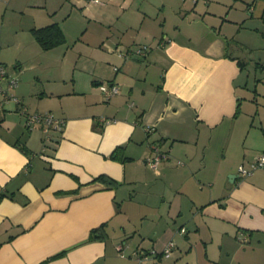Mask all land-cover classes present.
<instances>
[{
    "label": "crops",
    "instance_id": "1",
    "mask_svg": "<svg viewBox=\"0 0 264 264\" xmlns=\"http://www.w3.org/2000/svg\"><path fill=\"white\" fill-rule=\"evenodd\" d=\"M65 6L63 20L77 9L102 36L83 40L96 44L80 67L86 83L52 90L61 132L26 126L21 86L20 102L0 109V264H135V252L145 264H264V169L250 166L264 153V110L239 94L250 92L246 60L264 56V0H57L47 10ZM118 28L130 33L127 54L112 48ZM115 52L119 67L101 64ZM102 84L118 93L106 99ZM117 147L126 160L109 159Z\"/></svg>",
    "mask_w": 264,
    "mask_h": 264
},
{
    "label": "rangeland",
    "instance_id": "2",
    "mask_svg": "<svg viewBox=\"0 0 264 264\" xmlns=\"http://www.w3.org/2000/svg\"><path fill=\"white\" fill-rule=\"evenodd\" d=\"M21 1L0 0V64L8 72V78L16 80V88L21 86V90L25 91L23 98L26 99L25 105L29 114H44L48 112L54 118H57L56 113L52 110V107L56 105L53 101L56 99L51 97L52 90L71 89L77 77L86 83L88 75L80 73V67L83 61L85 60L84 62H86L88 56L94 51L96 44L83 42V40L87 38L97 42L98 36L101 37L102 35L96 36L94 32V35H92L91 30L94 25L92 23L89 24V20L77 9H73L67 20H63L67 6L62 10L59 9L56 15L48 13L47 8L54 6L57 0H46L47 2L45 0H24L22 12L15 11ZM29 1L36 3L35 6L31 5ZM55 22L60 25L65 37V43L52 50L44 51L37 45L29 29L31 27H43ZM118 29L113 30L111 34L110 42L116 43L112 45V48L115 51L117 46L119 50H122V53L127 54L125 47L120 46V44L130 41V33H125ZM87 30L88 34L83 38L82 36ZM121 37L123 39L119 41L118 39ZM124 45L127 47L129 44ZM137 47V45H130L128 50H130L131 54H135L134 51ZM103 52L109 54L106 48H103ZM258 53L260 56L254 55L252 60H246L249 66L247 73L249 74L248 89L250 92L247 93L239 89V94L243 97H246V95L255 97L257 99L256 106L260 110H264V71L259 70L260 67L254 69L252 66L256 62H260L258 57L262 59L260 63L264 62V56L260 52ZM115 55L117 56V52H115ZM117 58L118 56L105 55L101 60V64L110 66L108 63H111V65L114 64V66L119 67L118 62H113L117 61ZM87 63L96 64L94 62ZM255 79L258 81L255 82ZM254 83H259L258 87ZM14 90L12 91L13 93ZM16 95L18 98L20 97L17 93ZM8 119L17 122L19 117L11 115L8 116ZM23 121L19 120V124L22 127ZM128 212L130 214V224L127 226L132 228L133 225L135 227L140 223L141 215L136 211L135 207H131ZM136 240L137 238L134 239V241ZM125 254L127 256L126 249Z\"/></svg>",
    "mask_w": 264,
    "mask_h": 264
},
{
    "label": "built area",
    "instance_id": "3",
    "mask_svg": "<svg viewBox=\"0 0 264 264\" xmlns=\"http://www.w3.org/2000/svg\"><path fill=\"white\" fill-rule=\"evenodd\" d=\"M93 3H100V0H89ZM147 46L137 47L134 51L135 54L138 56H143L147 50ZM116 70V68H114ZM6 82V87L2 86V82ZM17 87V82L13 78H8V75L6 73L5 67L0 64V109L2 108L3 104L7 101H14L16 103H19V98H17L12 91ZM100 90L104 97L106 99H110L112 96L116 95L118 93V86L115 84H109L104 85L102 84L100 86ZM25 114V124L30 129L35 126H41L43 133L46 137L50 136L51 132H61L63 128L64 121L58 118H54V116L50 113H44V114H29L25 113V109L22 110ZM162 154L160 151L156 148V155L152 158L148 159V164L151 168L155 169L157 166V163L162 158ZM251 170L254 169H264V153L254 158V160L250 163ZM238 171L240 175L246 176L250 174V170L245 169L243 165H240L238 167ZM180 233H185V229L181 228ZM245 241V240H244ZM173 243H170L167 248L164 250L163 255L165 257H168L171 254V250L173 249ZM136 257V264H145L148 260V255L143 252H135Z\"/></svg>",
    "mask_w": 264,
    "mask_h": 264
},
{
    "label": "trees",
    "instance_id": "4",
    "mask_svg": "<svg viewBox=\"0 0 264 264\" xmlns=\"http://www.w3.org/2000/svg\"><path fill=\"white\" fill-rule=\"evenodd\" d=\"M30 33L33 36L37 45L44 51L52 50L65 43L64 34L57 23H52L39 28L34 27L30 29ZM109 159L114 161L126 160V157H124L123 155V148L117 147L109 156ZM94 180L106 182L108 184V187H114L116 185V182H114V180L108 178L105 175H100ZM2 197L3 196L0 195V199ZM100 230L101 227L95 228L91 231L90 235L92 236V239L98 238V233Z\"/></svg>",
    "mask_w": 264,
    "mask_h": 264
}]
</instances>
